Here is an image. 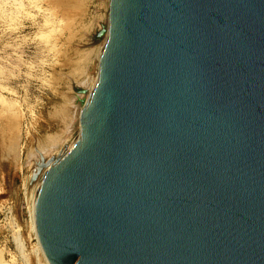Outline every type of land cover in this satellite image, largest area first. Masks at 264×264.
Masks as SVG:
<instances>
[{"label":"water","instance_id":"obj_1","mask_svg":"<svg viewBox=\"0 0 264 264\" xmlns=\"http://www.w3.org/2000/svg\"><path fill=\"white\" fill-rule=\"evenodd\" d=\"M80 129L32 175L50 264H264V0H112Z\"/></svg>","mask_w":264,"mask_h":264},{"label":"rangeland","instance_id":"obj_2","mask_svg":"<svg viewBox=\"0 0 264 264\" xmlns=\"http://www.w3.org/2000/svg\"><path fill=\"white\" fill-rule=\"evenodd\" d=\"M109 5L110 0H0V260L4 264H45L31 230L28 183L80 129Z\"/></svg>","mask_w":264,"mask_h":264},{"label":"bare ground","instance_id":"obj_3","mask_svg":"<svg viewBox=\"0 0 264 264\" xmlns=\"http://www.w3.org/2000/svg\"><path fill=\"white\" fill-rule=\"evenodd\" d=\"M110 1H112V0H110ZM108 21V20H107ZM107 24L109 25V22H107ZM108 25H107V27H108ZM107 27H106V29H107ZM106 29H105V31H106ZM88 100V99H87ZM86 104H87V101H86V103H85V106H84V108H83V110H82V113H83V111L86 109ZM55 146V145H54ZM43 152V151H42ZM61 153V152H60ZM60 155V154H59ZM59 155H58V157H59ZM58 157L57 158H54V160L52 161V162H55L57 159H58ZM31 230L33 231L32 233L34 234L33 236L35 237V240H36V245H37V250H38V252L41 254V256H42V258H43V260H44V262L43 263H45V264H50V262L48 261V259H47V257L44 255V253H43V251H42V249H41V246H40V243H39V241H38V238H37V236H36V233H35V231H34V228H33V225H32V222H31ZM36 250V251H37ZM35 251V252H36ZM0 264H4L1 260H0Z\"/></svg>","mask_w":264,"mask_h":264}]
</instances>
